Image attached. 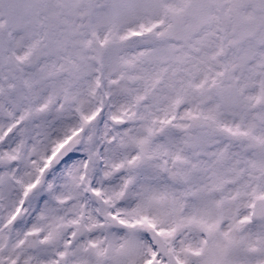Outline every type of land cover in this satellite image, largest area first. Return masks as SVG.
I'll return each instance as SVG.
<instances>
[{"label":"snow or ice","instance_id":"obj_1","mask_svg":"<svg viewBox=\"0 0 264 264\" xmlns=\"http://www.w3.org/2000/svg\"><path fill=\"white\" fill-rule=\"evenodd\" d=\"M0 264H264V0H0Z\"/></svg>","mask_w":264,"mask_h":264}]
</instances>
